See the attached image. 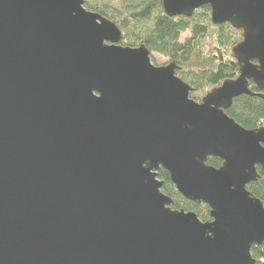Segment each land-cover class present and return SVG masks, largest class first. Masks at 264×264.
Instances as JSON below:
<instances>
[{
	"label": "water",
	"instance_id": "1",
	"mask_svg": "<svg viewBox=\"0 0 264 264\" xmlns=\"http://www.w3.org/2000/svg\"><path fill=\"white\" fill-rule=\"evenodd\" d=\"M162 5L242 28L238 77L197 102L84 0H0V264H256L264 126L225 111L264 85V0ZM160 169L210 221L171 208Z\"/></svg>",
	"mask_w": 264,
	"mask_h": 264
},
{
	"label": "trees",
	"instance_id": "2",
	"mask_svg": "<svg viewBox=\"0 0 264 264\" xmlns=\"http://www.w3.org/2000/svg\"><path fill=\"white\" fill-rule=\"evenodd\" d=\"M84 6L116 24L122 33L121 46L144 44L154 65H157L155 55L165 58L166 63L175 62L176 76L192 87L190 97L197 102L224 81L239 75L240 64L234 49L243 39V29L231 23L214 24L208 6L195 10L189 17L168 16L162 0H84ZM248 86L255 95L234 98L225 112L243 128L253 130L264 126V85L249 81ZM207 164L218 168L222 161L208 158ZM257 174L247 190L264 205L261 167H257ZM158 179L163 181L162 192L172 199V209L195 212L203 222L211 220L209 207L184 198L167 171L160 169ZM251 256L256 264H264V242L252 246Z\"/></svg>",
	"mask_w": 264,
	"mask_h": 264
},
{
	"label": "rangeland",
	"instance_id": "3",
	"mask_svg": "<svg viewBox=\"0 0 264 264\" xmlns=\"http://www.w3.org/2000/svg\"><path fill=\"white\" fill-rule=\"evenodd\" d=\"M183 37H185V34L182 35L181 39H183ZM154 58H155V62L157 63V65H165V64H167L165 58H162V57H160L158 55L157 56L155 55Z\"/></svg>",
	"mask_w": 264,
	"mask_h": 264
},
{
	"label": "flooded vegetation",
	"instance_id": "4",
	"mask_svg": "<svg viewBox=\"0 0 264 264\" xmlns=\"http://www.w3.org/2000/svg\"><path fill=\"white\" fill-rule=\"evenodd\" d=\"M252 82V81H251Z\"/></svg>",
	"mask_w": 264,
	"mask_h": 264
}]
</instances>
